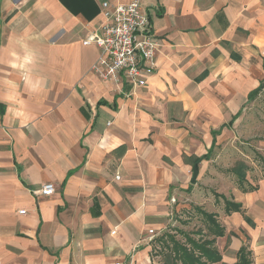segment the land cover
<instances>
[{
    "label": "crops",
    "instance_id": "1",
    "mask_svg": "<svg viewBox=\"0 0 264 264\" xmlns=\"http://www.w3.org/2000/svg\"><path fill=\"white\" fill-rule=\"evenodd\" d=\"M128 1L0 0V264H158L150 242L176 195L208 212L190 158L221 145L264 83V0H140L161 46L135 90L103 79L100 51L83 45L103 3ZM259 173L246 176L257 190L219 193L244 213L215 198L211 264H237L242 247L264 264ZM46 183L53 196L32 194Z\"/></svg>",
    "mask_w": 264,
    "mask_h": 264
},
{
    "label": "rangeland",
    "instance_id": "2",
    "mask_svg": "<svg viewBox=\"0 0 264 264\" xmlns=\"http://www.w3.org/2000/svg\"><path fill=\"white\" fill-rule=\"evenodd\" d=\"M235 123L236 127L227 133L222 139L221 145L216 143L213 147L211 146L212 153L209 162L204 163L203 160L199 163V169L202 168V173L198 177L197 184L193 187L198 188L201 192V197L205 201L203 207L208 212L218 209L217 204L213 206L215 194L230 190L232 186H238L237 169L242 168L241 170L245 172L246 176L247 173H250L254 182L260 175L259 172L263 167L264 160L262 151L258 149L264 143V88L253 101L243 107L241 116ZM209 149L206 148L205 153H208ZM194 159L195 157H192L190 161L193 163ZM216 172L220 173L219 177L217 175V177L212 176ZM245 186L248 188L251 184L247 181ZM186 197L191 198V200L185 201L184 195L181 193L176 195L173 199V220L161 234H156L155 238L171 232L183 242L184 238L179 234L177 235L175 230L187 233L204 230L207 222L205 217L197 213L195 209L194 204L197 199L192 198L191 192ZM194 238L198 239L199 237ZM155 250L160 251V247L156 246ZM155 260L158 264L167 262L162 255L155 257Z\"/></svg>",
    "mask_w": 264,
    "mask_h": 264
},
{
    "label": "built area",
    "instance_id": "3",
    "mask_svg": "<svg viewBox=\"0 0 264 264\" xmlns=\"http://www.w3.org/2000/svg\"><path fill=\"white\" fill-rule=\"evenodd\" d=\"M101 13L103 22L99 30L83 40L84 46H94L100 51L95 71L117 85H128L132 90L145 88L157 69L161 46L147 11L140 0H129L117 4L105 2ZM31 192L35 196L51 197L56 187L46 183Z\"/></svg>",
    "mask_w": 264,
    "mask_h": 264
},
{
    "label": "trees",
    "instance_id": "4",
    "mask_svg": "<svg viewBox=\"0 0 264 264\" xmlns=\"http://www.w3.org/2000/svg\"><path fill=\"white\" fill-rule=\"evenodd\" d=\"M264 84V83H263ZM263 84H261L258 88L253 90L248 97L249 102L253 101L262 91ZM106 102H99V104H105ZM2 111V109H1ZM240 114H237L233 117V119L228 123L222 126L219 131H214L212 133L214 139H216L217 135H219L223 128H229L233 125L235 120L239 117ZM216 142V141H215ZM212 149L208 151V153L199 158L194 159V164H199L202 160H210ZM242 168L237 169V177L238 186L244 192L255 191L258 187L249 186L248 188L245 186L247 183L246 174L241 170ZM263 178H264V160H263ZM72 173L70 172L68 176ZM193 186H190L192 188ZM216 200L222 199L224 201V210L227 215L232 213H244L243 206L241 203H237L228 199L223 194H215ZM197 213L201 214L205 217L207 222V232L196 231V232H183L179 230L177 231V235H181L184 238V241H180L177 239L176 234L171 232L164 233L157 238H153L150 242L153 246L152 256L158 257L160 255L164 256L167 260L166 263L163 264H211L218 263L222 260L221 255L219 254L216 248V238L224 236V230L220 226L217 221L216 214L208 213L201 208L196 209ZM247 222L250 223V219L246 218ZM199 237L198 239L194 237ZM160 247V251L155 250V247ZM170 261V263H169ZM237 264H251V253L247 250L246 247H242L238 253V262Z\"/></svg>",
    "mask_w": 264,
    "mask_h": 264
},
{
    "label": "water",
    "instance_id": "5",
    "mask_svg": "<svg viewBox=\"0 0 264 264\" xmlns=\"http://www.w3.org/2000/svg\"><path fill=\"white\" fill-rule=\"evenodd\" d=\"M193 175H192V179H191V184L192 185H195L197 184V178H198V175H199V169H198V164H195L193 166Z\"/></svg>",
    "mask_w": 264,
    "mask_h": 264
}]
</instances>
